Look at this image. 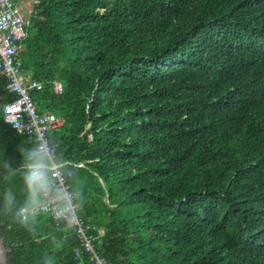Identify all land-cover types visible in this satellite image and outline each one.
I'll list each match as a JSON object with an SVG mask.
<instances>
[{
	"label": "trees",
	"instance_id": "trees-1",
	"mask_svg": "<svg viewBox=\"0 0 264 264\" xmlns=\"http://www.w3.org/2000/svg\"><path fill=\"white\" fill-rule=\"evenodd\" d=\"M17 56L109 264H264V0H37ZM64 89L57 93L53 81ZM2 104L12 99L0 73ZM35 137L0 113V198ZM10 264H94L77 227L0 211Z\"/></svg>",
	"mask_w": 264,
	"mask_h": 264
},
{
	"label": "built area",
	"instance_id": "built-area-1",
	"mask_svg": "<svg viewBox=\"0 0 264 264\" xmlns=\"http://www.w3.org/2000/svg\"><path fill=\"white\" fill-rule=\"evenodd\" d=\"M37 0H34V3ZM22 0H0V73L7 76V89L12 94V99L2 104L1 112L5 114V120L19 133L28 137H35L38 144H45L49 149L50 158L56 162L60 168V183L68 191L73 192L71 184L67 180V175L61 169L62 163L55 160L56 150L51 146L48 131L65 121L63 116L53 112L40 113L35 103L32 92L42 89L44 80L33 78L26 73L22 61L18 58V42L27 36L28 18L23 12ZM25 5V4H24ZM34 5V4H33ZM33 8L28 10L31 13ZM54 89L61 93L64 85L60 80L53 81ZM75 213L71 220L57 219L49 211L57 223L66 222L77 227L80 239L85 248L95 258L94 264H109L105 258L98 255L94 248V237H92L78 214V204L75 201Z\"/></svg>",
	"mask_w": 264,
	"mask_h": 264
},
{
	"label": "clouds",
	"instance_id": "clouds-1",
	"mask_svg": "<svg viewBox=\"0 0 264 264\" xmlns=\"http://www.w3.org/2000/svg\"><path fill=\"white\" fill-rule=\"evenodd\" d=\"M60 166L50 158L47 145L41 143L31 149L22 175L25 199L17 205L15 195L0 198V211H7L17 223L31 227L41 214L49 211L57 219L71 220L75 213L74 194L58 179ZM45 264H53L49 259Z\"/></svg>",
	"mask_w": 264,
	"mask_h": 264
},
{
	"label": "water",
	"instance_id": "water-1",
	"mask_svg": "<svg viewBox=\"0 0 264 264\" xmlns=\"http://www.w3.org/2000/svg\"><path fill=\"white\" fill-rule=\"evenodd\" d=\"M4 96L0 94V113H1V108H2V101H3ZM4 237L0 233V264H10L8 261V255H7V247L4 242Z\"/></svg>",
	"mask_w": 264,
	"mask_h": 264
},
{
	"label": "rangeland",
	"instance_id": "rangeland-1",
	"mask_svg": "<svg viewBox=\"0 0 264 264\" xmlns=\"http://www.w3.org/2000/svg\"><path fill=\"white\" fill-rule=\"evenodd\" d=\"M33 4H34V0H27L26 1L27 9L30 10L31 8H33ZM27 14H29V13H27ZM1 115L3 117H5V114H3V112H1Z\"/></svg>",
	"mask_w": 264,
	"mask_h": 264
},
{
	"label": "crops",
	"instance_id": "crops-1",
	"mask_svg": "<svg viewBox=\"0 0 264 264\" xmlns=\"http://www.w3.org/2000/svg\"><path fill=\"white\" fill-rule=\"evenodd\" d=\"M26 1H27V0H22V2L25 4V5H24V4L22 5V9H23V12H24V13H29V12H28V9H27V6H26ZM33 6H34V5H33Z\"/></svg>",
	"mask_w": 264,
	"mask_h": 264
}]
</instances>
